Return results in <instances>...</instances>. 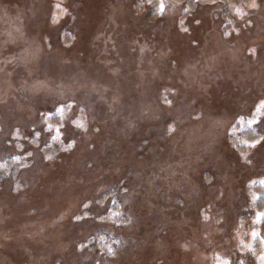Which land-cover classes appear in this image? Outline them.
I'll list each match as a JSON object with an SVG mask.
<instances>
[{
	"label": "rangeland",
	"instance_id": "1",
	"mask_svg": "<svg viewBox=\"0 0 264 264\" xmlns=\"http://www.w3.org/2000/svg\"><path fill=\"white\" fill-rule=\"evenodd\" d=\"M250 257L264 0H0V264Z\"/></svg>",
	"mask_w": 264,
	"mask_h": 264
},
{
	"label": "trees",
	"instance_id": "2",
	"mask_svg": "<svg viewBox=\"0 0 264 264\" xmlns=\"http://www.w3.org/2000/svg\"><path fill=\"white\" fill-rule=\"evenodd\" d=\"M178 1L185 2L190 9H193L194 7H196L197 5H199L202 2H205L206 0H178ZM213 1H222V2H226V3H232V1H234V0H213ZM244 1H246V0H244ZM148 16L154 17L152 13H149ZM248 259L246 261L247 264H254L253 258L250 257Z\"/></svg>",
	"mask_w": 264,
	"mask_h": 264
}]
</instances>
